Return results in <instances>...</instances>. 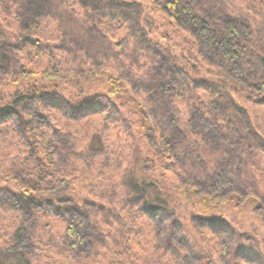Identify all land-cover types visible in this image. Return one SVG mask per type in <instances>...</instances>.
<instances>
[{"label":"rangeland","instance_id":"1","mask_svg":"<svg viewBox=\"0 0 264 264\" xmlns=\"http://www.w3.org/2000/svg\"><path fill=\"white\" fill-rule=\"evenodd\" d=\"M152 1L154 2V0H140L147 11L142 19V27L145 28L146 34L152 41L163 44L160 47L162 56L173 55L172 63L177 62L182 67L191 68L188 74L182 67L170 69V71L180 70L183 75L182 80L187 83L186 88L189 90L184 88L179 92L169 91V101H165L169 104V112L179 118V128L185 130L188 127L194 105L202 110L209 105L211 96L202 89L194 87L199 84L194 81L201 77L225 85L227 93L224 90L223 92L227 96L223 95L222 100L227 99L228 103L235 102L242 105L252 127L251 133L254 131L257 137L264 138V106L252 102L259 94L248 90L247 84L250 83V79H243L240 85L234 84L222 76V72L226 75L230 73L224 66L223 69H219L218 64H202L203 58H200L199 54L189 52L194 43L192 34L182 31L177 26L165 7L166 1L161 0L163 4L159 1L158 4H154ZM75 2L66 1L68 8L78 10V14H75L78 22H69L68 26L80 29V23L84 22L80 13L82 9L76 0ZM223 2L227 5L228 14L222 16L216 11L214 18L227 21L228 17L236 19L234 14L242 15L244 22L253 31L263 29L261 34L250 35L252 40L247 43L248 51L245 59L251 63L256 56L255 53L260 55L263 53L261 48L264 47V0H223ZM9 13L5 12L4 8L0 9V39L5 36L4 41H10L6 42L8 45L12 43L14 49H10L9 46L4 49L0 42V51H6L11 58L10 65L13 67L9 70L12 71L11 73L0 70V95L7 98L11 93L18 92L22 86L40 85L34 83L35 80L31 76L20 77L21 75L16 73L21 71L20 66L25 65L33 67L32 71L36 75L43 73L48 66L60 67L62 71L70 69L68 73H63L66 85L60 87L73 97H88L98 92L112 96L114 94L112 88L104 87L105 83H108L105 77L110 75L117 76L121 80L122 87L119 84L117 94L111 98L112 113L91 116L80 121H70L59 114L52 118V129L65 133L62 138L61 154L48 149L45 141L40 139V143L45 145L47 151L44 153L42 150L40 154L42 159L39 161L40 164L44 163V169L48 168L51 179L46 183L49 189H53L43 193L41 197H48L49 202L71 200L85 206L88 216L85 219L91 221V227L83 234L86 238L91 236L96 243L83 244V246L76 244V248H73L66 239V222L44 208L41 210L43 205L33 211V216H24L9 210L0 200V255L6 256V248L16 245L15 249L25 260L8 258L5 264H231L232 262L236 264L237 261H229L230 256L224 253V251L230 252L234 244L229 240L225 241L224 235L218 232L217 227L210 229L203 222L206 218L225 220L229 227L245 235V238H240L243 250L254 251L264 258V153L259 150H255L254 153L246 152L241 156L242 165L228 168L231 188L225 196L211 195L212 202L202 201L193 192L191 194L186 192L187 190H180L183 183L192 180L189 178L182 183L181 177H184V174L182 170H178L180 166L175 165V161L172 160L164 165L162 157H154L145 137L147 126L153 123L151 117H148L151 113L148 111L146 116H142L136 106V103L144 102L146 96L142 92H135L132 89L135 87H126L124 83L127 81L121 75L124 65L131 69L130 84L136 83L135 77L147 82V78L153 73V61L150 59L152 54L149 53L151 51L143 46H134L136 41L129 38L126 24L121 26L117 20L112 19H105L98 24L97 29L105 35V49L109 48V53L104 52L103 55L101 54L103 49H100L96 61L84 53L74 58L73 55H66L59 49L53 51V54H57L55 61L47 56L46 53H52L47 49L44 48L45 50L39 55L37 50L28 46L35 54L29 60L32 62L30 63L29 57L19 48L23 43L22 40H17L15 36L19 31L16 15L14 16L13 10ZM57 25L55 20L46 19L37 28L36 36L33 38L40 39L44 46L47 43L55 47L60 45L61 42L56 34ZM252 42L256 44L249 47ZM119 43L121 47H117ZM117 54L121 57L118 61L114 57ZM154 58H156L154 62L158 61V57ZM246 66L250 65L246 64ZM253 68L256 70L257 67L253 66ZM90 81L97 82V85L90 86ZM60 87H56V91L62 94ZM250 92H253V95ZM217 118L220 125L224 123L223 117ZM15 124H17L15 121L7 124V130L0 135V189H3L8 182L11 191H17L14 180L18 181V177L15 175L17 170L24 167V160L28 158V150L22 145L24 143L20 142ZM95 134L100 136L104 145L103 151L98 155L90 154L88 149ZM138 153L143 174L153 180L164 193H169L172 200H179L175 202L177 208L174 207L177 219L181 222L179 239L178 234L172 232L173 227H169L170 232L158 233L152 219L140 208L128 205V192L123 188V184L132 171ZM219 158L218 154L213 152L205 156L200 153V158L195 162V172L194 167L190 170L193 175H198L203 183H209L207 177L214 175ZM147 159L151 161L147 162ZM31 162L35 161L31 160ZM206 194L204 190H199L197 195L207 196ZM3 195L5 194L2 191L0 197ZM194 217L197 219H192ZM168 220L170 226V220L172 221L173 218ZM19 229L26 230L23 234L25 239L21 243L14 241ZM167 234L172 237L173 242L176 243L178 240L175 246L169 247L168 244L162 243ZM81 247L84 248L79 251L78 248ZM222 253L225 254L224 262L220 258ZM238 263L249 264L241 261Z\"/></svg>","mask_w":264,"mask_h":264},{"label":"trees","instance_id":"2","mask_svg":"<svg viewBox=\"0 0 264 264\" xmlns=\"http://www.w3.org/2000/svg\"><path fill=\"white\" fill-rule=\"evenodd\" d=\"M66 1L0 0V9L4 8L5 12L10 13L13 10L14 16L16 15L19 31L15 33V36L17 40H22L23 43L19 48L29 57L28 61L35 55L28 46L37 50L39 55L42 54L43 50L47 49L52 52L46 53L47 56L52 57L55 61L57 60V54H53V51H58L57 49L66 55H73L74 58H77L78 54L84 53L96 61L100 49H103L101 51L103 55H105L104 52L109 53V48L105 49V35L101 34L97 29L98 24H101L100 22L105 19L117 20L121 26L126 24L129 30V38L136 41L134 46H143L148 51H151L149 53L152 54L150 59L153 61V73L150 78H147V82L135 77L137 84H130L131 69L124 65L122 67L124 70L121 71V75L127 81L124 83L126 87H135L132 88L135 92H142L146 96L144 102L136 103V106L142 116H146L148 111L151 113L148 117H151L153 123L147 126L145 136L151 148L150 151H153L154 157H162L161 160L164 165L172 160L175 161V165L180 166L178 170H182L184 174V177H181L183 178L182 183L189 180V178L192 180H189L188 183H183L184 185L183 187L181 186L180 190H187L186 192L191 194L193 192L199 199L201 198L202 201H207L208 203L212 202L211 195L225 196L226 192L231 188V176L229 171H227L228 168L231 169L236 167V165H242L243 159L241 156L246 152L254 153L255 150H259L264 153V138L257 137L253 130L251 133L252 127L244 107L235 104V102L228 103L227 99L222 100L223 95H226L223 92V90L226 92L225 85L220 82L219 84L213 82L211 79L199 77V79L194 81L199 84L194 87L195 89H202L211 96L209 105L204 110L194 105L191 110L190 121H188V127L185 130H181L179 128V118L169 112V104H166L165 101H169V91L179 92L187 86V83L185 84L182 80L183 75H181L179 69V71L174 69L170 71L171 67H182V65L177 62L172 63L173 55L162 56L163 53L160 47L163 44L149 39L145 28L142 27V19L147 11L140 0H76L83 11H80L81 19L84 20V22L79 20L82 22L80 23V29H76V27L69 28V22H78L75 17V14H78V10L75 11L73 8H68ZM158 1L161 2V0H154L152 3L158 4ZM164 1H166L165 7L169 15L174 18L177 26L182 31L185 30L192 34L195 44L193 43L189 52L199 54L200 58H203L201 59L202 64H218L219 69H223L222 67L224 66L230 73L226 75L225 72H222V76L228 78L234 84L240 85L243 79H250V83L247 84L249 85L247 87L248 90L259 94L252 102L264 106V47L261 48L263 52L261 55L254 52L256 56L252 60L253 62L250 63V61L245 59L246 51H248L247 43L252 40L250 35L261 34L263 29L261 30L262 32L259 29L253 31L244 22L242 15L234 14L236 19L228 17L229 20L227 21L214 18L216 11L222 16L228 14L226 12L227 5L223 0ZM75 4L77 3L75 2ZM161 4L163 3L161 2ZM46 19H53L58 23L56 34L61 44L56 47L55 45L50 46L51 44L49 43L44 46L40 39L33 38V36H36L37 28ZM1 38L0 42H2L4 49L8 46L10 49H14L12 43L8 45L10 41L6 40L8 43L4 41L5 36ZM255 44L256 42H252L248 46L252 47ZM121 46V43H119L117 47ZM3 51H0V70H4L5 73H11L12 71H9L13 67L10 65L11 58L6 51L4 53ZM153 56L158 57V61L154 62L156 58ZM114 57L117 61L120 60L118 58H121L118 57V54ZM65 61L68 62L66 59ZM246 64L250 66H246ZM253 66L257 67L256 70H254ZM20 68L21 71L16 72L21 75L20 77L29 75L35 80L34 83H39L40 85L22 86L18 92L15 94L14 92L11 93L7 98L0 95V135L7 130V124L14 121L15 123L17 122L15 126L21 139L20 142L22 141L24 143L22 145L28 150V158L24 160L25 162L27 161L26 164L24 162V167L21 170H17V175H15V177H18V181L14 180L17 191H11L8 188L10 183L6 182L3 189H0V195L2 191L5 194L0 197V200L5 206H8L9 210L24 216H33V211L43 205L41 210L44 208L52 215H56L66 222V239L68 240L67 242L72 244L73 248H76V244L81 246L83 244L94 245L96 242L93 241L92 237L86 238L83 234L91 227V221L85 219L88 217L85 206L83 207L77 201L61 202L54 200L49 202L48 197H41L43 193L53 189H49V185L46 183L50 182L51 179L48 168L45 167L44 169V163L40 164L41 161H39V159H42L40 156L42 150L44 153L47 151L45 145L40 143V139L45 141L48 149H53L55 153L61 154L63 148L62 138L65 133L58 129H52V118L59 114L67 120L80 121L91 116L112 113L111 98L117 94V86L121 83V80L115 75L105 77L108 83H105L104 87L112 88L114 92L112 96L98 92L88 97H73L60 87V85H66L63 73H68L70 69L62 71L60 67L48 66L43 73L36 75L32 71L33 67L31 68L29 65L20 66ZM184 68L187 70V74L190 73L191 68L182 67L184 71ZM158 77H161V79H158ZM94 81L89 82L91 83L90 86L97 85V82ZM45 83L48 86L44 85ZM251 83L253 84L252 86ZM56 87H60L61 91H63L62 94L56 91ZM120 87H122L121 84ZM253 92H250V94L253 95ZM217 117H223L224 123L220 125ZM103 148L104 145L100 136L95 134L88 145L89 153L98 155L103 151ZM212 152L218 154L220 158L214 175L207 177L209 183L204 182V184L198 178V175L192 174L190 169L195 166V162L200 158V153L205 156L208 153L212 154ZM31 160L35 162H31ZM146 161L150 162L151 160L147 159ZM201 161H203V158H201ZM133 164L132 171L123 184V188L128 192V205L140 208L152 219L154 226L158 229V233L161 231L162 233L170 232L169 227H173L171 230L173 233L178 234L179 239L181 230L179 225H181V222L178 221L174 210L177 208L175 207V202L179 200H172L169 193H164L153 180L143 174L139 153L135 157ZM46 166L48 165L46 164ZM195 169L196 167L193 168L194 172ZM202 189L207 193V196L197 195L199 190L203 191ZM194 201L196 202V200ZM154 217L156 218L154 219ZM168 218H173L172 221L170 220V226ZM192 219L197 218L194 217ZM200 219L202 220L203 217ZM203 222L210 229L211 227H217L218 232L224 235V240H229L230 243L234 244L230 252L224 251L226 255L230 256L229 261L235 260L237 261L236 264H239L238 261L249 264H264V258H261L259 254L254 251L243 250L244 247L240 244V238H245V235L239 234L238 231L236 232L229 227L225 220L206 218L203 219ZM25 233L26 230H17L14 241L17 243L20 241L21 243L25 239L23 235ZM177 242H173L169 234L165 235L162 240V243L168 244L169 247L175 246ZM15 247L16 245L7 247V255L4 257L0 255L1 264L8 262L6 261L8 258L24 260L23 257H20ZM83 248H78V250L82 251ZM224 257L225 254H220L222 262H224ZM227 258L229 259V257Z\"/></svg>","mask_w":264,"mask_h":264}]
</instances>
